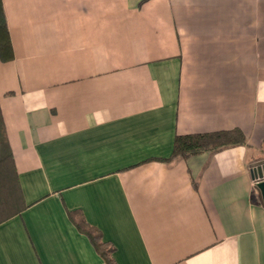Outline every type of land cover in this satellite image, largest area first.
Wrapping results in <instances>:
<instances>
[{
    "label": "crops",
    "instance_id": "1",
    "mask_svg": "<svg viewBox=\"0 0 264 264\" xmlns=\"http://www.w3.org/2000/svg\"><path fill=\"white\" fill-rule=\"evenodd\" d=\"M0 110L27 207L0 264H264V0H3ZM247 144L170 159L177 135Z\"/></svg>",
    "mask_w": 264,
    "mask_h": 264
},
{
    "label": "trees",
    "instance_id": "2",
    "mask_svg": "<svg viewBox=\"0 0 264 264\" xmlns=\"http://www.w3.org/2000/svg\"><path fill=\"white\" fill-rule=\"evenodd\" d=\"M13 58L14 51L3 0H0V59L9 61ZM244 144H247V136L240 128L177 135L170 159H187L202 152H216L226 147ZM26 207L27 204L0 110V223L19 214ZM70 216L77 228L89 237L103 258L104 264H117L113 255L115 247L111 242L103 239L100 230L89 224L78 211H70Z\"/></svg>",
    "mask_w": 264,
    "mask_h": 264
},
{
    "label": "water",
    "instance_id": "3",
    "mask_svg": "<svg viewBox=\"0 0 264 264\" xmlns=\"http://www.w3.org/2000/svg\"><path fill=\"white\" fill-rule=\"evenodd\" d=\"M252 172L253 177L258 179L255 185V190L261 200V203L264 205V160L257 162Z\"/></svg>",
    "mask_w": 264,
    "mask_h": 264
},
{
    "label": "built area",
    "instance_id": "4",
    "mask_svg": "<svg viewBox=\"0 0 264 264\" xmlns=\"http://www.w3.org/2000/svg\"><path fill=\"white\" fill-rule=\"evenodd\" d=\"M258 179H256V183H257Z\"/></svg>",
    "mask_w": 264,
    "mask_h": 264
}]
</instances>
